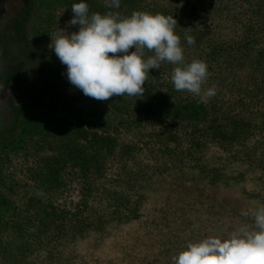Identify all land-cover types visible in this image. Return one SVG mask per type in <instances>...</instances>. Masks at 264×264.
Here are the masks:
<instances>
[{"label": "rangeland", "instance_id": "1", "mask_svg": "<svg viewBox=\"0 0 264 264\" xmlns=\"http://www.w3.org/2000/svg\"><path fill=\"white\" fill-rule=\"evenodd\" d=\"M222 1L212 17L205 8L193 15L188 0H121L119 8H109L105 0H86L90 14L175 16L186 62L188 51L203 60L207 38L198 47L184 37L191 31L196 42L193 27L204 28L206 18L218 17V31L224 40L230 38L224 46L229 54V46L248 42L240 31L230 34L232 24L239 28L252 16H264V10L247 12L249 4L261 11L258 4L264 0ZM77 2L41 0L35 35L48 56L49 73L79 96L80 103L74 113L34 111L0 149V264H173L188 242L252 224V213L264 206L262 70L253 62L242 68L233 61L218 64L217 73L203 85L215 86L216 94L201 102L175 90V66L161 62L159 69L150 70L142 97L95 100L69 83L66 66L49 47L61 29L78 31V25L68 24ZM247 33L250 37L253 32ZM153 54L146 50V57ZM257 73L260 78L251 75ZM231 74L253 85L244 93L243 84L225 79ZM188 102L195 105L188 108ZM216 112L228 116L221 123L231 116H250L245 128L251 126L250 131L242 132L243 125L234 128L235 122L225 126L234 143L226 140L224 147L208 131L193 133L192 125L201 127L207 117L223 116ZM113 209L124 218L106 220ZM242 211L249 215L242 216ZM90 212L104 215V220ZM80 216L86 217L88 229L78 228ZM64 220L66 229L74 227L73 236L56 238Z\"/></svg>", "mask_w": 264, "mask_h": 264}, {"label": "clouds", "instance_id": "2", "mask_svg": "<svg viewBox=\"0 0 264 264\" xmlns=\"http://www.w3.org/2000/svg\"><path fill=\"white\" fill-rule=\"evenodd\" d=\"M105 2L109 8H119L121 0ZM71 11L68 24L78 25V31L61 29L49 47L66 66L69 83L85 96L98 101L124 95L142 97L150 70L159 69L161 62L175 66L171 73L175 90L188 92L201 102L215 96V86L203 87L209 77L207 63L186 62L175 16L144 11L123 17L114 11L90 14L86 0L74 3ZM184 39L188 45L195 44L192 35L185 34ZM146 50L154 54L146 57ZM241 215L249 213L242 211ZM252 216L250 225L188 242L172 258L173 264H264V206Z\"/></svg>", "mask_w": 264, "mask_h": 264}, {"label": "flooded vegetation", "instance_id": "3", "mask_svg": "<svg viewBox=\"0 0 264 264\" xmlns=\"http://www.w3.org/2000/svg\"><path fill=\"white\" fill-rule=\"evenodd\" d=\"M41 0H0V149L34 111L74 113L79 96L48 70L35 35Z\"/></svg>", "mask_w": 264, "mask_h": 264}, {"label": "trees", "instance_id": "4", "mask_svg": "<svg viewBox=\"0 0 264 264\" xmlns=\"http://www.w3.org/2000/svg\"><path fill=\"white\" fill-rule=\"evenodd\" d=\"M223 1L222 0H204L205 4L201 5V2L199 0H188V11H190L191 13H193V15H195V12H197L199 10H203L205 8L206 12L208 11V16L212 15V17L216 16V13H218L220 11L221 8V3ZM201 5V6H200ZM208 5V6H206ZM260 5H264L263 3H259L258 7L261 11L257 10L256 8V4H249V7L247 8V12L248 11H258V12H262L264 9L262 6ZM252 16V15H251ZM253 18H255L256 20H254ZM253 19V20H252ZM218 20V17L215 18H206V20H204L203 23H205L204 28L200 27V28H195L192 26V24H190L191 27H193L194 31L193 34H196L197 38H196V42L195 44L199 47V43H200V39H206L208 40V43L204 45L205 50L201 53L203 55V61H205L208 65V71H209V76L212 75L213 73H217L219 67V65H224L225 63H231L232 61L234 62L235 66H238V64L240 66V68H242L243 66L245 67L246 65L249 67L251 62H253L255 64L256 69H261L262 70V74H264V58H262V56L264 57V31L263 27H264V16H260L259 18H256L254 16H252V18H250L248 20V22L246 24H242L241 26L235 27L236 25L231 26V32L230 34H234V32H242L241 35H243L244 37H247L248 42L245 43L244 41L240 40V44L236 43L235 45H231L229 46V50L231 51V53L227 54L224 50V46L227 44L226 42L228 40H224L225 34L220 33L218 30L222 29L221 26L220 28L217 29V23L216 21ZM246 26V32L248 31V33L251 31L253 32L252 35L250 37L244 35L245 31H243V26ZM260 25H262V27H260ZM192 29V28H191ZM221 31V30H220ZM195 32V33H194ZM247 33V34H248ZM263 33V35H262ZM189 35H191V31H189ZM209 36V37H208ZM230 36V35H229ZM235 37V36H234ZM239 36H237L238 38ZM199 38V39H198ZM262 41V49L261 50H257L258 46L260 42ZM202 42L204 43V40H202ZM251 43V44H250ZM195 45V46H196ZM208 45V46H207ZM231 47V48H230ZM256 52V53H255ZM192 53V51H188V62H191L193 59V55L189 56ZM260 58V59H258ZM242 61V62H240ZM212 62H215L216 64H212ZM226 65V64H225ZM216 66V67H215ZM262 67V68H260ZM211 72V73H210ZM246 70H244L243 75L247 76V73H245ZM254 77H261V73H257V76H255L254 74H251ZM242 75H237L234 76V74H231L229 76H227L225 79L231 80L228 82H231L233 84L236 83H241L244 85V93L247 92L248 89H250V87L253 85L252 82L250 81V79L247 78V80H244ZM192 105H195L193 102H188V108L191 107ZM205 107H207V105H205ZM193 109V108H190ZM193 111V110H192ZM218 114H222L223 116H218L217 118H212L211 117H207V120L205 121V123L203 124V126L199 127L197 125H192L190 121L188 122V126H191V128H193L192 130L193 133L197 132H205L208 131L207 135L208 137H212L211 139L213 141H215L217 144H220V146H225L227 145L226 142L230 141L231 139L233 140L234 137L229 135V131H227V129L225 128V126L233 124L235 122V127L234 128H238L241 125L244 126V129L242 132H249L251 129L246 130L245 128L247 127V125L249 124L250 120H252V118L249 116V118L243 119L242 117L239 119H236V116H231L230 118H228V123H225V121H223V123H221L222 120H224V118H227L228 116H224L223 112H216ZM216 115V114H214ZM193 122V121H192ZM196 122V121H194ZM232 132H234V130H232ZM239 133H241L240 131H237ZM236 132V133H237ZM231 142V141H230ZM234 143V140L231 142ZM241 151V150H240ZM114 211H108L106 214L109 216V219L106 218V220L108 221H112L113 219L116 218H124L122 216H120L119 214H115L118 213L119 210H115ZM122 211V210H121ZM120 211V212H121ZM112 213H114L113 215H111ZM91 216H96L98 219H102L104 217V215H101L100 213H88ZM105 214V215H106ZM82 215H84V213H82ZM81 217V216H80ZM104 220V219H102ZM107 221V222H108ZM63 222V223H62ZM61 222V230L60 232L57 234L56 238H60L63 239L65 237H72V233L74 231V227L72 226L70 229H66L65 228V223L67 221H62ZM86 223V217H84V219L81 217V219L78 218L77 220V226L78 228L82 227L84 228V230L88 229L89 227L86 228V225H84ZM75 225V224H73Z\"/></svg>", "mask_w": 264, "mask_h": 264}]
</instances>
